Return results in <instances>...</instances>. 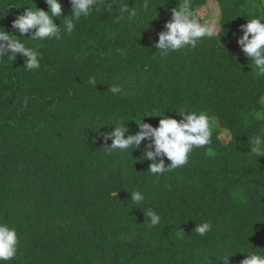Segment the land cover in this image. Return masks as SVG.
I'll list each match as a JSON object with an SVG mask.
<instances>
[{"label": "trees", "instance_id": "obj_1", "mask_svg": "<svg viewBox=\"0 0 264 264\" xmlns=\"http://www.w3.org/2000/svg\"><path fill=\"white\" fill-rule=\"evenodd\" d=\"M60 2L70 15V0ZM181 2L99 0L101 11L56 41L11 27L27 7L48 11L44 0H0V27L42 54L38 70H25L21 54L0 61V222L19 237L8 264H220L227 255L240 264L237 252L264 254V157L249 143L264 130V76L237 44L242 16L261 0H217V35L161 58L158 35ZM204 2L192 0L193 10ZM185 109L215 122L211 144L181 168L150 173L140 159L147 140L131 153L104 148L111 125L134 135ZM134 191L145 196L139 205ZM149 208L161 216L155 227ZM206 220L212 231L200 237L195 223Z\"/></svg>", "mask_w": 264, "mask_h": 264}, {"label": "clouds", "instance_id": "obj_2", "mask_svg": "<svg viewBox=\"0 0 264 264\" xmlns=\"http://www.w3.org/2000/svg\"><path fill=\"white\" fill-rule=\"evenodd\" d=\"M48 11L37 7H27L26 11L18 15L12 21V29L21 36L31 33L32 40H56L63 39L64 34H72L77 22L82 18L89 17L93 12L101 11L99 0H70L72 13L64 16L60 0H44ZM249 3V2H248ZM253 4L252 3L249 5ZM107 5L109 12H119L120 15L128 13L135 16V11H130L129 5L122 4L115 9ZM147 5H145L146 7ZM256 11H249L246 16V23L241 25L242 35L237 39L241 51L251 61L257 75L264 76V0L254 5ZM60 20V26L55 19ZM119 18V16H117ZM202 21V22H200ZM165 30L158 35L155 48L159 51L161 58L167 57L170 53L181 51L185 48L195 49L198 43L205 38H212L217 35V21L211 22L198 16L193 10L192 0H182L179 6L172 9L171 19L166 22ZM34 30V31H33ZM221 38V37H220ZM17 54L24 57V69L28 71L38 70L42 54L34 47L26 44L25 39H19L13 33H9L0 27V61L5 57L13 61ZM89 84L95 85V80L90 78ZM111 93H122V86L112 84L108 88ZM178 112L180 119L165 115H159V124L156 127L148 123L138 124L140 131L134 135H125L129 129L126 123L114 126L112 130L103 134L105 142L111 140V145L104 147L107 153H114L117 150L130 153L140 149L141 142L148 143L143 149L140 159L148 160V171L155 176H162L175 169L181 168L189 163L190 154L194 149L203 148L212 142V125L215 116L204 110H182ZM249 143L252 145L251 152L258 157H264V130H261ZM170 161L165 164L164 158ZM159 158V162H158ZM113 193V195H116ZM130 199L134 204L139 205L144 201L145 196L140 191L130 193ZM144 216L150 220L152 227L161 222V216L154 209L149 208ZM211 221L195 223L194 232L204 237L212 231ZM19 237L15 227L7 222H0V264H8L13 261L18 253ZM246 254L240 264H264V254L257 252H237ZM227 255L220 261V264H229Z\"/></svg>", "mask_w": 264, "mask_h": 264}, {"label": "rangeland", "instance_id": "obj_3", "mask_svg": "<svg viewBox=\"0 0 264 264\" xmlns=\"http://www.w3.org/2000/svg\"><path fill=\"white\" fill-rule=\"evenodd\" d=\"M197 15L211 22L213 19L217 21V30L219 28L220 8L217 0H205L203 4L197 7ZM202 22V21H200ZM222 139H226L227 133L222 130L220 133Z\"/></svg>", "mask_w": 264, "mask_h": 264}]
</instances>
